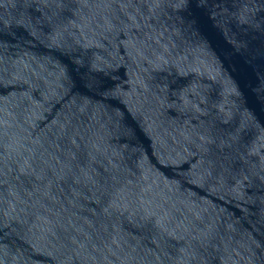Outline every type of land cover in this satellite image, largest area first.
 <instances>
[{"label": "water", "instance_id": "95a60500", "mask_svg": "<svg viewBox=\"0 0 264 264\" xmlns=\"http://www.w3.org/2000/svg\"><path fill=\"white\" fill-rule=\"evenodd\" d=\"M0 264H264V0H0Z\"/></svg>", "mask_w": 264, "mask_h": 264}]
</instances>
